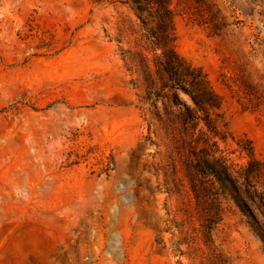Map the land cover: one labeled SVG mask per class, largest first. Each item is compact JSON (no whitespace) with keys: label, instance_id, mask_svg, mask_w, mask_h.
I'll list each match as a JSON object with an SVG mask.
<instances>
[{"label":"rangeland","instance_id":"obj_1","mask_svg":"<svg viewBox=\"0 0 264 264\" xmlns=\"http://www.w3.org/2000/svg\"><path fill=\"white\" fill-rule=\"evenodd\" d=\"M144 24L130 0H0V264H264L210 172L264 163V0H172L201 107Z\"/></svg>","mask_w":264,"mask_h":264},{"label":"trees","instance_id":"obj_2","mask_svg":"<svg viewBox=\"0 0 264 264\" xmlns=\"http://www.w3.org/2000/svg\"><path fill=\"white\" fill-rule=\"evenodd\" d=\"M140 15H147L156 24H144L156 35L155 51L157 63L167 79L173 82L175 89H180L192 96L196 105L206 104L218 98L209 85L202 71L191 69L184 59L170 46L173 37L168 35L172 15V0H130ZM168 28V29H167ZM172 30V23H171ZM207 105H210L207 103ZM214 106V105H212ZM209 112H207L208 115ZM221 188L232 198L244 216L250 220V226L264 242V229L259 217L264 219V163L258 160L251 151L249 163L237 175L228 169H210Z\"/></svg>","mask_w":264,"mask_h":264}]
</instances>
